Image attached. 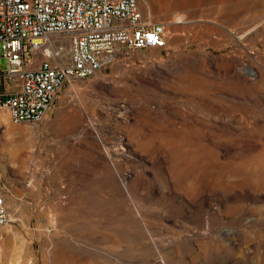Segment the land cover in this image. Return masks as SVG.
<instances>
[{
    "label": "rangeland",
    "instance_id": "rangeland-1",
    "mask_svg": "<svg viewBox=\"0 0 264 264\" xmlns=\"http://www.w3.org/2000/svg\"><path fill=\"white\" fill-rule=\"evenodd\" d=\"M141 7L166 48L3 116L0 264H264V0Z\"/></svg>",
    "mask_w": 264,
    "mask_h": 264
},
{
    "label": "built area",
    "instance_id": "built-area-1",
    "mask_svg": "<svg viewBox=\"0 0 264 264\" xmlns=\"http://www.w3.org/2000/svg\"><path fill=\"white\" fill-rule=\"evenodd\" d=\"M167 43L168 23L150 20L141 0H0V127L6 114L41 123L67 83L95 77L123 50ZM10 221L0 184V227Z\"/></svg>",
    "mask_w": 264,
    "mask_h": 264
},
{
    "label": "crops",
    "instance_id": "crops-1",
    "mask_svg": "<svg viewBox=\"0 0 264 264\" xmlns=\"http://www.w3.org/2000/svg\"><path fill=\"white\" fill-rule=\"evenodd\" d=\"M7 88V85H5L3 82L0 81V91H4Z\"/></svg>",
    "mask_w": 264,
    "mask_h": 264
},
{
    "label": "bare ground",
    "instance_id": "bare-ground-1",
    "mask_svg": "<svg viewBox=\"0 0 264 264\" xmlns=\"http://www.w3.org/2000/svg\"><path fill=\"white\" fill-rule=\"evenodd\" d=\"M254 75H255V74H254ZM99 83H101V82H99ZM101 84H102V83H101ZM105 85H106V84L103 83V87H104ZM99 86H100V85H99ZM99 86H98V87H99ZM106 86H108V85H106ZM110 86H111V85H110ZM73 88H74V87H73ZM99 88H100V87H99ZM103 89H105V88H103ZM92 131L94 132V130H92ZM129 177H130V175H127V176H126L127 179H128ZM260 197H261V196H260ZM263 200H264V199H263Z\"/></svg>",
    "mask_w": 264,
    "mask_h": 264
}]
</instances>
